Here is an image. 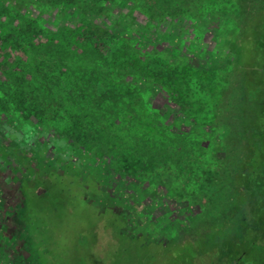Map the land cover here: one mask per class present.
<instances>
[{
	"label": "trees",
	"instance_id": "trees-1",
	"mask_svg": "<svg viewBox=\"0 0 264 264\" xmlns=\"http://www.w3.org/2000/svg\"><path fill=\"white\" fill-rule=\"evenodd\" d=\"M19 1L7 4L0 1V114L17 111L31 124L66 138L74 149L92 147V156L107 157L110 167L122 180H138L142 173L148 172L153 176L154 186L166 187L171 171L177 170L176 176H182V181L175 190L200 209L182 235L165 241H153L144 234L129 235L125 228L130 218L114 209L104 214L96 211L97 223L101 224L109 213L113 234L118 225L121 238L147 250L154 249L155 253L144 260L145 264H264V3L260 8L244 10L240 16L223 11L222 17L235 21L236 24L230 25L238 26L239 31L225 47L232 56L227 58L230 64H227V81H233L234 85H231L232 98L227 99L222 121L218 122L228 132L216 146L211 131L200 134L203 140L199 142L193 137L198 135L196 132L177 133L156 119L144 121L134 111L139 106L134 100L145 96L141 84L153 82L166 86L169 73L147 75L135 69L119 80L111 78L112 85L100 80V74L106 75L110 70L117 74L115 70L120 62L136 49L131 47V39L94 23L86 18L87 14L106 11L109 14L107 5L117 8L128 3L148 22L167 18L173 22L171 19L178 18L180 13L172 8L173 0H24L34 7L40 5L46 12L65 5H75L82 11L83 16L75 27L57 31L47 29L36 17L20 11ZM12 4L15 11L9 8ZM49 49L52 50L46 51ZM13 50L18 55L30 52L33 56L41 52L47 55L65 52L72 64L55 58L47 64L46 59L37 56L39 59L28 67L21 56L9 53ZM130 59L136 62L135 57ZM168 63L163 61V66H169ZM62 64L69 76L82 83V87L74 89L78 108L87 109L82 118L71 106L66 108L57 103L55 94L42 83L51 80L55 84ZM144 107L151 108L147 102ZM117 124L122 129L135 128L142 133L109 131L116 130ZM151 131L154 133L149 135ZM176 139L180 141L177 145ZM205 140L212 146L214 163L198 174L192 170V149L184 146L195 145L196 157H200L198 147L205 145ZM16 146L14 140L0 142V147L10 154ZM220 149L224 157L219 158ZM17 159L15 162L28 175L34 163L32 155L20 152ZM112 231L110 234L116 239Z\"/></svg>",
	"mask_w": 264,
	"mask_h": 264
},
{
	"label": "rangeland",
	"instance_id": "rangeland-1",
	"mask_svg": "<svg viewBox=\"0 0 264 264\" xmlns=\"http://www.w3.org/2000/svg\"><path fill=\"white\" fill-rule=\"evenodd\" d=\"M0 1L7 3V0ZM232 3L233 0L224 3V12H235L231 9L234 8ZM261 3H264L263 0H254L253 7L258 8ZM9 6L15 11L13 4ZM245 6V10H249L250 6ZM18 9L36 17L51 31L75 27L80 15L75 5L60 7V12L63 9L65 11L58 17L54 13L49 14L50 11H44L45 14L40 16L38 9L24 8L23 5L18 6ZM40 9L43 10L42 7ZM86 18L131 39V47L136 49L120 62V66L115 70L117 74L113 70L106 75L100 74L103 83L110 84L111 78L119 80L122 75H130L137 69L147 75L155 72L169 73L170 80L166 86L152 84L153 82L141 84L145 89V96H138L134 100L139 105L134 111L139 113L144 121L151 122L156 119L163 127L177 133L196 132L198 135L193 137L199 142L203 140L199 137L200 134L211 131L216 146L219 145V141L225 138L228 131L218 122L222 121L227 99L232 98L231 85H234L233 81H227V58L232 56L225 47L229 39L237 35L238 26L201 23L190 27L175 24L169 18L148 22L139 12L130 9L128 3H123L118 9L111 8L107 17L89 13ZM132 18H135V22L131 21ZM9 53L21 56L28 67L34 65L37 56L46 59L47 64H50L53 58L72 64L70 55L65 52H51L48 55L47 52H41L36 56L30 52L18 55L14 50ZM131 56L135 57V63L130 59ZM160 57L163 61H168L169 66H163ZM63 65L59 66L55 84L51 80H44L42 83L46 90L55 94L57 103L66 108L71 106L74 113L80 114L79 117L82 118L87 109L78 108L74 95L75 87H82V83L78 78L69 76ZM89 70L87 73L91 75ZM150 80L153 81L152 78ZM124 100L128 101L127 98ZM146 102L151 108L144 107ZM213 123H216L214 133ZM122 127L117 124L116 130L109 131L130 135L142 133L141 130L137 132L135 128L128 131ZM153 133L154 131H151L149 135ZM6 139L14 140L17 146L13 154L0 147V264H28L32 258L20 251V238H16L18 233L14 232L15 224L12 222L15 219L14 212L20 207L19 196L12 193L16 190L17 177L24 173L17 162L20 152L30 153L34 159L33 166L43 174L46 166L53 170H64L66 167L70 172L80 169L83 175H92L101 183L105 182L103 188L111 195L116 210L130 218L125 228L129 235L144 234L150 236L153 241L168 240L173 236L182 235L200 211L198 205L181 198L175 190L174 187L182 181V176H176L177 170L171 171L167 188L154 186L151 180L153 176L148 172L142 173L141 179L138 180H122L110 167L107 157L102 154L92 156V147L74 149L66 138L31 124L23 119L21 113L14 110L0 114V142ZM175 141V145L180 143L177 139ZM204 143L205 145L198 147L201 149L200 157H196L198 151L195 145L186 143L184 146V149H192V170L198 174L211 168L214 163L210 152L212 146L206 140ZM182 144L183 142L180 146ZM223 154L220 149L219 158L224 157ZM27 160L29 162L30 159ZM27 174L31 178L34 177L33 173ZM51 179L50 176V179L43 183L47 198H38L30 191L23 195L24 207H20L17 213V218L22 221L20 233L24 234V246L29 249L28 253L34 256L38 264H145L144 260L153 256L154 249L147 250L138 243L121 238L118 225L113 229V234V221L109 213L101 224L97 223L95 212L104 210V202L90 200V196L85 197V201L82 200L83 193L87 192L82 185L74 184L71 178L53 180L54 183ZM26 181L27 186L32 187L33 184V188L39 185L32 179L28 182L26 178ZM17 182L21 186L19 191L23 193L25 178H19Z\"/></svg>",
	"mask_w": 264,
	"mask_h": 264
},
{
	"label": "flooded vegetation",
	"instance_id": "flooded-vegetation-1",
	"mask_svg": "<svg viewBox=\"0 0 264 264\" xmlns=\"http://www.w3.org/2000/svg\"><path fill=\"white\" fill-rule=\"evenodd\" d=\"M6 1V0H4ZM13 0H7V3L12 2ZM229 0H173V2H171V6L174 9V11L178 10L179 13V17L175 18L173 17L171 20L175 23V24H179V25H183V26H190V27H195L196 25H200L201 23H204L206 25H230V24H236L235 21H232L227 18H223V9L225 8L224 3L228 2ZM20 5H23L24 8H35L38 9V13L40 16H42L43 14H45V12L40 9L41 6L40 5H35L32 6L30 3L24 1V0H20ZM6 3V4H7ZM234 3V8L232 7L231 9H233L235 12L234 14L237 16H240L244 13L245 10V4H248L249 9L253 8V4H254V0H233ZM232 3V4H233ZM230 4V3H228ZM67 6V5H65ZM107 7L110 8H114V9H118L115 8L114 6L111 5H107ZM229 8V7H226ZM60 9V8H59ZM57 10H52L50 11L49 14L54 13L55 16H61L62 12L65 11V9L61 10V12ZM78 9V8H77ZM131 9V8H130ZM236 9V10H235ZM79 10V9H78ZM80 11V15L77 18L76 23L78 24L81 17L83 16V13L81 10ZM243 12V13H242ZM233 13V12H232ZM89 14V13H88ZM95 14V13H92ZM96 15H103V16H108L110 15V13L108 14L107 11L104 14H96ZM182 17V18H180ZM95 23V22H94ZM15 149V148H14ZM22 153H26V152H22ZM20 168V167H19ZM24 173L20 176L17 177L16 179V190H14V192L12 193V195H17L19 196L20 200H19V205L20 207H24V198L23 195L26 193H29L30 191H32V194L34 196H37L39 198H47L48 194L46 193V191L44 190V185L43 184L45 182V180H49L50 176H51V181L52 183L53 180H59L58 177L61 178H66V179H72L74 184H77L78 186H81L85 189V191L87 190V192L83 193L82 196V200L85 201V197L90 196V200L96 201L98 203L100 202H104V210L103 211H98L99 213H106L107 210L109 209H114L116 210V207H114V203L112 202V197L111 195L107 194L105 188H103V185L105 182L101 183L99 179H97L95 176L93 177L92 175H83L82 171L79 169H75L74 172H70L66 167L64 170H53L51 167L46 166V171L43 174L42 171L38 170L36 167L33 166V163L31 165V167L28 169L27 172H30L31 174H34V177L31 178V176L28 174L26 175V171H23ZM48 173L50 174V176L48 177ZM25 178V186H24V190L23 193L19 191V188L21 187L19 185V183L17 182L19 178ZM26 178L28 179V182L32 179L37 181L39 183V185L35 186L33 188V184L30 186H27V181ZM14 181V180H13ZM15 182V181H14ZM91 185V186H89ZM15 186V185H13ZM32 190H31V189ZM9 195H11L10 193H8ZM86 195V196H85ZM19 207V209H20ZM16 210L13 214V218H15L12 222L15 224L14 229L16 233H18V236L16 237L17 239L20 238V251L25 252L27 255H29L31 258L30 262L28 264H38L37 261L34 259V256L28 253V248L26 246H24L26 244V242L23 241L24 239V234L20 233V227L22 224V221H20L17 218V213L19 212ZM117 211V210H116ZM29 215H30V211H29ZM18 227V228H17ZM35 239H37V236L34 235Z\"/></svg>",
	"mask_w": 264,
	"mask_h": 264
}]
</instances>
